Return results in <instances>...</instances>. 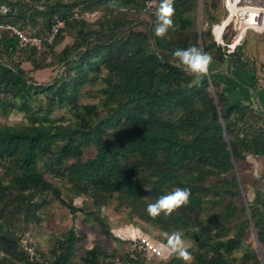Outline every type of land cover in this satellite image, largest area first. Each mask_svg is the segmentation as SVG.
I'll return each mask as SVG.
<instances>
[{
	"label": "trees",
	"instance_id": "16d2710c",
	"mask_svg": "<svg viewBox=\"0 0 264 264\" xmlns=\"http://www.w3.org/2000/svg\"><path fill=\"white\" fill-rule=\"evenodd\" d=\"M150 1L0 0V10L10 9L0 11V114L17 112L26 121L0 123V264L28 262L19 246L26 232L13 228L23 218L40 223L49 195L72 217L90 219L105 239L114 236L103 207L115 203L114 210L130 219L192 239L193 264H261L245 240L253 227L264 247V192L254 183V200L240 208L242 184L234 171L235 163L264 157V95L258 107L244 98L246 91L257 92L254 60L244 45L228 61L220 50L214 56L220 0H175L174 28L164 38L155 36L157 9H148ZM98 11L103 14L93 24L83 16ZM56 18L65 20V28L40 49L21 47L19 37L1 27L45 37ZM69 27L77 29V39L56 53ZM201 39L212 57L210 79L186 71L172 55L177 48H200ZM40 56L55 57L62 66L45 85L22 67L21 60L35 64ZM96 85L100 97L84 102V89ZM59 110L66 113L55 117ZM53 182L70 186L84 206L65 201ZM177 187L191 190L190 203L171 217L149 216L147 206ZM240 211L247 220L238 224ZM80 230L72 226L46 257L37 248L42 259L35 264H114L117 254L104 241L76 261L85 237ZM146 253L138 245L117 264H137Z\"/></svg>",
	"mask_w": 264,
	"mask_h": 264
},
{
	"label": "rangeland",
	"instance_id": "374dc122",
	"mask_svg": "<svg viewBox=\"0 0 264 264\" xmlns=\"http://www.w3.org/2000/svg\"><path fill=\"white\" fill-rule=\"evenodd\" d=\"M65 1H69V0H65ZM148 3H149L148 6L149 10L156 9L158 6V3H154L153 0ZM214 12L215 15L216 14L218 15L220 20L223 19L222 16L223 13L221 10L220 3L218 5L217 10L215 9ZM75 13H80V9L76 8ZM102 14H103L102 11H98V13L96 14L97 16L95 14L92 15L90 12H86L83 16L86 17L91 24H93L96 22L98 18L102 16ZM148 16L149 15H143L141 17L145 19ZM207 24L209 23H206V26H204L205 32L206 30H210V26H207ZM197 29L199 33H202L203 28H202L200 16L198 18ZM32 31H34V29ZM76 37H77V29L73 27L67 28L66 33L63 36L62 44L56 48V53L61 52L63 49H65L68 46L74 45L75 40L77 39ZM200 43H201L200 49L204 52L202 39L200 40ZM206 43H210V41L209 40L207 42L205 41V45H207ZM244 46H245V54L249 58L253 59L255 63V66L253 68L255 69L256 72V74H254L255 75L254 81L256 84L255 89L257 90V92L255 93L257 94L260 91H264V35H259V34L249 35L245 40ZM215 53L216 52L214 50L213 51L214 56ZM207 54L211 56L210 52ZM21 61H22L23 69L27 71L29 76L33 77L35 81L38 82L39 84L45 85L52 82V80L56 78L60 73V71L62 70V66L60 67L55 57L40 56L37 58L35 64L27 61L26 59ZM51 63L52 65L46 69L35 70L34 68L35 65L46 66V65H50ZM259 78L261 79L263 78V81L261 82ZM99 90H100V85L87 86V88L84 89L85 94L83 96V101L95 102L98 99V97H100ZM211 91H213L212 88ZM253 95L254 94H252V96ZM252 96L251 99L250 98L248 99L246 97L245 99L250 100L249 102L252 103L253 106L258 107L259 105L258 98H256V95H254L253 97ZM64 113H66L65 110L56 111L55 117H60ZM25 122L26 121L23 115L17 112H11L7 116L0 114L1 124H9V125L17 126ZM225 139L226 141L228 140V138L226 137ZM234 171L237 175L239 182L242 184V186L240 187L241 193H240V197H239L240 201H238V205L240 206V208L241 207L243 208V205H245V208L247 209V202H251L255 198L256 188L254 186V183L259 181L258 188H261L264 192V157H248L246 161L235 163ZM53 183H55V185H57L61 189L62 191L61 197L65 201H69L73 199L74 205L76 207L81 208L84 206V204L82 203L83 198L77 196L72 191L70 186L60 184L58 182H53ZM243 184L245 186V189ZM46 198L50 202V205L48 208L39 211V215L41 216L40 223L35 224L33 222H27L22 217L23 219L20 221L21 224L20 222H18L16 223V226L13 228L16 233L26 232L25 235H29L32 238L33 243L36 246V249L38 248L40 253L44 257L52 253V249L57 244L58 239L64 233H66L72 226L75 227V225L78 229H81L80 235L85 236L84 241L82 243L83 246L81 245L82 246L81 250L78 251L77 255L74 258L76 261H79L81 257L85 256L84 250H88L92 248L95 245V243L98 241L99 242L104 241L103 242L104 247L117 254L114 262V264H117L118 260H120L121 258V255L127 252L130 253L132 252L131 243H135L136 241L137 242L142 241L143 238H148L158 247V242L163 241L164 239L162 235L163 233L157 231L155 227L143 224L137 218L130 219L128 213L124 214L123 212H116L114 210L115 203H112L111 206L109 207L106 206L103 207L102 215L108 218V221L110 223V228L114 236L113 239H105L101 235L99 228L97 226L92 227V223L90 222V219H86L82 213H78L76 216L72 217V215L69 214L68 209L64 207L53 195H49ZM213 208L214 207H212V209ZM219 210L221 211V209L217 208L216 211ZM246 220H247L246 214L243 213V211H240L238 213V219L236 223L237 222L238 224L241 222L243 223ZM83 221H87L86 224L87 231L85 232H84ZM246 233L249 235V238L245 240L246 243L249 244V246H251V248L253 249V251L256 253L257 257L261 261V264H264V247L259 242L256 230L252 227ZM184 238L192 242V248L190 250L195 249V244L193 243L192 239H189L187 237ZM133 253H135L134 254L135 256H138L137 255L138 253L136 251ZM38 255L40 259L39 263H41V259H42L41 255L39 253ZM238 255L240 256L241 253H238ZM0 256H3L2 253H0ZM146 258L147 260H145V258H140L137 264H160V263L170 264L175 257L166 258L165 256L147 250ZM111 261H113V259Z\"/></svg>",
	"mask_w": 264,
	"mask_h": 264
},
{
	"label": "built area",
	"instance_id": "2783aa9c",
	"mask_svg": "<svg viewBox=\"0 0 264 264\" xmlns=\"http://www.w3.org/2000/svg\"><path fill=\"white\" fill-rule=\"evenodd\" d=\"M220 5L223 19L215 24L212 29L215 41V55L217 56V51L220 50L224 60L228 61L232 54H235L236 51L243 47L249 35H264V0H221ZM148 6L149 3L147 4ZM39 9L43 10L44 8L39 7ZM9 10L8 7L2 6L0 11L3 14H7ZM65 26L64 19L56 18L45 37L26 35L17 27L9 24L1 27L13 31L19 37L21 47L33 46L40 49L44 42L48 44L54 43ZM138 245L158 254V247L148 238H143L142 241H136L131 244V251ZM19 246L27 255L28 262H18L16 264H35L39 259V255L32 238L24 234L19 241Z\"/></svg>",
	"mask_w": 264,
	"mask_h": 264
},
{
	"label": "clouds",
	"instance_id": "9594fccd",
	"mask_svg": "<svg viewBox=\"0 0 264 264\" xmlns=\"http://www.w3.org/2000/svg\"><path fill=\"white\" fill-rule=\"evenodd\" d=\"M158 3L156 11L157 24L154 32L158 38H164L170 29L174 28L173 17L175 15V0H153ZM123 11L124 9H120ZM172 55L184 66L185 70L196 77L208 75L212 64V57L204 53L197 46L177 48ZM191 190L188 188H175L173 191L159 197L155 203L147 206V212L152 218L161 215L171 217L173 213L190 203ZM163 241L158 242V254L167 257H175L184 264H193L194 257L190 251L192 242L186 240L183 233L175 231L163 233Z\"/></svg>",
	"mask_w": 264,
	"mask_h": 264
},
{
	"label": "crops",
	"instance_id": "0c3cea01",
	"mask_svg": "<svg viewBox=\"0 0 264 264\" xmlns=\"http://www.w3.org/2000/svg\"><path fill=\"white\" fill-rule=\"evenodd\" d=\"M221 1V0H220ZM199 16H201V12H200V10H199ZM220 22H221V20H220ZM217 24V23H216ZM252 94H254V95H256V98H258V106H261V104H262V96L264 95V93L262 94V91H260L259 93H254L253 91L252 92H250V91H246V93L244 94V98L246 97V98H250L251 99V96H252ZM253 95V96H254ZM252 96V97H253ZM250 101V100H249ZM254 107H256V106H254Z\"/></svg>",
	"mask_w": 264,
	"mask_h": 264
},
{
	"label": "water",
	"instance_id": "95a60500",
	"mask_svg": "<svg viewBox=\"0 0 264 264\" xmlns=\"http://www.w3.org/2000/svg\"><path fill=\"white\" fill-rule=\"evenodd\" d=\"M208 79H210L209 73L207 75ZM225 137L228 138L227 134H225ZM227 142H229V139L227 140Z\"/></svg>",
	"mask_w": 264,
	"mask_h": 264
}]
</instances>
